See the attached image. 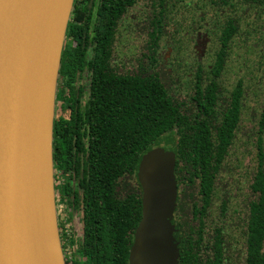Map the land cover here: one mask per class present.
<instances>
[{
  "label": "trees",
  "instance_id": "16d2710c",
  "mask_svg": "<svg viewBox=\"0 0 264 264\" xmlns=\"http://www.w3.org/2000/svg\"><path fill=\"white\" fill-rule=\"evenodd\" d=\"M165 1L74 0L55 97L68 117L54 119L52 144L54 171L63 176L59 202L81 212L77 241L60 223L63 251L76 247L74 259L64 254L66 264H128L141 219L137 164L156 146L175 156L174 218L182 230L178 264H264V110L238 233L234 230L235 237H230L222 227L209 231L205 224L241 117L243 83L238 81L226 99L218 86L238 33L237 20L231 14L210 20L209 26L219 31L211 76L203 81L197 66L192 93L180 99L159 65L165 61L158 43L167 16ZM204 1L214 14H223L234 10L236 0ZM141 2L151 7L149 54L126 69L116 56L115 43L129 11ZM254 2L261 5L264 0ZM204 13L196 14L193 31L200 28ZM220 209L225 213V201Z\"/></svg>",
  "mask_w": 264,
  "mask_h": 264
},
{
  "label": "water",
  "instance_id": "95a60500",
  "mask_svg": "<svg viewBox=\"0 0 264 264\" xmlns=\"http://www.w3.org/2000/svg\"><path fill=\"white\" fill-rule=\"evenodd\" d=\"M74 0H0V264H66L56 211L53 123ZM175 156L138 161L141 219L128 264H178Z\"/></svg>",
  "mask_w": 264,
  "mask_h": 264
},
{
  "label": "rangeland",
  "instance_id": "374dc122",
  "mask_svg": "<svg viewBox=\"0 0 264 264\" xmlns=\"http://www.w3.org/2000/svg\"><path fill=\"white\" fill-rule=\"evenodd\" d=\"M165 5L167 16L162 21L164 34L158 42L159 52L165 56V61L161 60L159 65L161 74L173 82V90L180 99L192 93L191 88L197 66H201L203 79L208 75L211 76L209 68L214 61V52L218 48L216 34L219 31H212L210 26H208L211 30L209 42L204 43L205 48L198 46L196 50L193 47V41L189 37L195 35L197 31V29L193 31L191 27L196 14L205 12L206 22H209L211 18L219 19L226 14L234 15L238 19V33L230 44L224 69L218 78V86L220 96L226 99L238 81L243 83L241 117L236 138L229 150L213 202L205 218L207 230L220 226L223 231H229L230 237H235V231L237 233L239 231L238 226L242 222L241 218L246 208L247 200H244L248 194L247 185L255 163L257 124L264 110V3L256 9L254 4L248 5L241 0H236L232 12L218 13L219 15L214 14L213 7L204 0H166ZM150 9L149 5L146 7L141 2L129 11L120 27L115 52L118 60H122V67L126 69H132L136 59L149 54L146 49L149 40L146 33L151 31ZM204 22L201 21L200 25ZM67 117L68 112L64 106L59 102L56 103L55 119ZM261 137L264 141V130ZM164 145L170 146L168 142H164ZM56 175L54 188L59 234L61 233L60 223L65 224V227H69L70 235L77 241L82 230L79 219L81 212L79 209L66 207L62 201L59 202L57 190L63 176L54 171V176ZM223 201L226 204L225 213L220 209ZM75 250L76 247L73 244L67 246L63 253H66V257L74 259Z\"/></svg>",
  "mask_w": 264,
  "mask_h": 264
},
{
  "label": "flooded vegetation",
  "instance_id": "af4514ba",
  "mask_svg": "<svg viewBox=\"0 0 264 264\" xmlns=\"http://www.w3.org/2000/svg\"><path fill=\"white\" fill-rule=\"evenodd\" d=\"M237 1H240V0H237ZM243 1L244 3L248 4V5H258L260 7V4H257L254 2V0H251L250 2H245L244 0H241ZM262 5V4H261ZM221 17V16H220ZM204 19V23L200 26V28L195 32V35H192V41H193V47L197 50L198 49V46H203L205 48V44H207L209 42V35H210V31H214L216 30L213 26V28H208V24H210V21L209 22H206V17H203ZM212 19V18H211ZM210 19V20H211ZM235 19L237 20V24H238V19L235 17ZM201 29V30H200ZM194 36V37H193ZM202 41V43H200ZM203 73V71H202ZM202 76V75H201ZM203 79V78H202ZM207 78L203 79L204 81L206 80ZM192 89V88H191Z\"/></svg>",
  "mask_w": 264,
  "mask_h": 264
},
{
  "label": "bare ground",
  "instance_id": "6f19581e",
  "mask_svg": "<svg viewBox=\"0 0 264 264\" xmlns=\"http://www.w3.org/2000/svg\"><path fill=\"white\" fill-rule=\"evenodd\" d=\"M43 263L44 264H50V262H49V256H47L46 258H44Z\"/></svg>",
  "mask_w": 264,
  "mask_h": 264
},
{
  "label": "built area",
  "instance_id": "2783aa9c",
  "mask_svg": "<svg viewBox=\"0 0 264 264\" xmlns=\"http://www.w3.org/2000/svg\"><path fill=\"white\" fill-rule=\"evenodd\" d=\"M63 230L64 231H68L69 230V227H65V224L63 225Z\"/></svg>",
  "mask_w": 264,
  "mask_h": 264
}]
</instances>
